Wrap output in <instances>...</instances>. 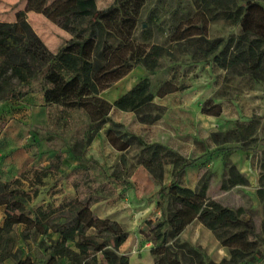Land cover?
<instances>
[{
	"label": "rangeland",
	"instance_id": "obj_1",
	"mask_svg": "<svg viewBox=\"0 0 264 264\" xmlns=\"http://www.w3.org/2000/svg\"><path fill=\"white\" fill-rule=\"evenodd\" d=\"M95 1L102 8L113 0ZM260 1L264 4V0ZM7 3V0L0 3V20L12 21L14 10ZM201 3V0H144L136 36L139 41L164 45L167 53L160 58V66L154 73L136 65L100 94L112 100L109 97L112 91L120 90L129 80L135 85L145 78L153 95L152 101L161 109L142 106L140 113L112 109L110 121L104 123L83 147L80 164L69 148L88 124L85 112L46 103L38 74L30 86L20 88L25 92L22 96L5 97L3 91L0 93V180L47 166L53 155L62 152L61 166L44 179L39 195L29 206L33 210L41 202L54 204L52 200H55L57 204L63 198L72 197L75 192L70 183V172L87 167L92 179L93 212L125 217L122 226L130 234L117 253L127 255L128 264H154L156 256L151 247L155 244L148 238L146 222L156 223L162 218L167 201L158 189L173 179V164L166 161L164 154L152 163L146 145L153 143L172 149L187 159L196 158V164L183 172L179 183L194 188L199 178L207 174V194L224 206L241 207V217L252 221L258 245L264 250V234L260 229L264 202L256 195L260 174L258 159L264 156V77H254L241 64L221 67L212 56L193 55L187 40L174 39L177 37L175 28L183 30L189 24H205V36L222 38L223 42L240 32V26L232 23L221 10L211 7L205 12ZM26 19L48 49L56 47L57 39L63 41L58 37L56 26L46 17L27 15ZM143 30L146 33H142ZM164 82H171L176 89L157 95ZM217 110L218 113H213ZM147 116L151 120H141ZM251 120L250 126L246 127ZM111 122L118 124L115 127L117 137L125 133L131 136L125 149L108 139L106 128ZM251 126L255 128L248 134ZM145 162L150 164L153 172L144 166ZM228 164L236 166L247 184L221 187L227 178ZM154 174H160L161 179ZM85 180L90 186V181ZM24 185L26 187V183ZM55 190L59 192L55 194ZM3 220L4 209L0 206V227ZM46 221L50 231L44 236L33 230L24 235L23 224L14 225L10 231H1L0 264H46L51 254L50 242L57 236V218L50 217ZM138 233L139 237H134ZM166 244L172 245L182 264H214L230 256L213 232L195 220L177 236L169 237ZM64 260L61 258L58 264H65ZM90 264L108 263L100 252H96ZM253 264H264V258Z\"/></svg>",
	"mask_w": 264,
	"mask_h": 264
},
{
	"label": "trees",
	"instance_id": "obj_2",
	"mask_svg": "<svg viewBox=\"0 0 264 264\" xmlns=\"http://www.w3.org/2000/svg\"><path fill=\"white\" fill-rule=\"evenodd\" d=\"M201 2L203 11H209L211 7L221 10L232 23L240 26V32L223 42L222 38H207L205 24H189L183 30L175 28L177 37L174 39L187 40L189 47L193 48V55L200 58L212 56L221 67L241 64L254 77H264V4L260 0H243L242 3L239 0ZM143 3L144 0H113L106 7L98 8L95 0H26L25 9L14 12V20H0V93L3 91L5 97L22 96L25 92H21L20 88L30 86L38 74L41 75V91L46 103L85 112L88 124L69 148L79 164L83 147L104 123L110 121L113 108L137 113H140L142 106L161 109L152 101L153 95L145 78L113 101L100 94L136 65L154 73L160 66V58L167 53L164 45L139 41L136 36ZM27 10L42 13L71 36L55 51L49 50L27 21ZM194 28L199 31L195 32ZM145 30L142 33H146ZM13 78L16 79L15 83L12 82ZM175 89L171 82H164L156 94L162 95ZM141 120L151 118L147 116ZM252 121L245 126L249 127ZM117 125L111 122L106 128V135L120 149H125L131 136L125 133L117 137ZM254 128L251 126L248 134ZM146 147L152 163L156 157L164 154L166 161L173 164L172 181L158 189V193L166 196L167 201L163 216L156 223L146 222L148 238L155 244L151 247V252L156 256L154 264H182L172 245L166 244V241L169 237L177 236L195 219L210 229L229 251L228 259L214 264H253L259 258H264V250L258 245L259 239L254 233L252 221L241 217L243 209L224 206L207 194V174L199 178L194 188L179 183L183 172L196 164V158L187 159L155 143ZM63 157L59 151L47 166L0 180V206L4 209L0 232L23 224L24 235L33 230L44 236L50 231L46 219L56 216L57 236L50 242L51 254L46 264H58L61 258L65 259V264H90L96 252H100L108 264H128V256L117 253L127 239L128 231L119 221L97 216L91 209L93 188L87 167L79 172H70V183L75 192L72 197L63 198L57 204L55 200H52L54 204L44 201L33 210L29 209L33 199L39 195L44 179L58 171ZM143 164L153 172L150 164ZM258 168L260 174L256 195L264 202V156L258 159ZM154 176L161 179L160 174ZM85 179L90 181V186L86 185ZM235 184H247V179L234 164H228L227 178L221 187L226 189ZM58 192L55 190V194ZM260 229L264 234V217ZM190 249L198 253L196 248Z\"/></svg>",
	"mask_w": 264,
	"mask_h": 264
},
{
	"label": "crops",
	"instance_id": "obj_3",
	"mask_svg": "<svg viewBox=\"0 0 264 264\" xmlns=\"http://www.w3.org/2000/svg\"><path fill=\"white\" fill-rule=\"evenodd\" d=\"M4 0H0V3L2 4V2H3ZM8 1V3L7 4H9L11 7H13V10H14V12H16V11H18V10H24L25 9V7H26V0H7ZM48 1H51V0H48ZM98 7V6H97ZM106 7V6H105ZM99 8V7H98ZM103 8V7H102ZM27 15H28V17H33V18H37V17H39V16H41V17H46L45 15H43L42 13H39V12H36V11H33V10H27L26 11V17H27ZM47 18V17H46ZM48 19V18H47ZM49 21H51L50 19H48ZM28 21V20H27ZM55 26H56V28H57V34L59 35L58 37H60V38H62L63 39V41L64 40H66V39H68L71 35H70V33L67 31V30H65V29H63V28H61V27H59L57 24H55L53 21H51ZM30 24V23H29ZM40 37V36H39ZM58 41H59V39H57ZM57 41V43L56 42H53L54 44L56 43V47L53 49V48H49V50H51V51H55L60 45H61V43L63 42V41H61V42H58ZM119 96V95H118ZM117 96V97H118ZM116 98V97H115ZM114 98V99H115ZM114 99H112V100H109V101H113ZM113 109H116V108H113ZM127 213V212H126ZM97 216H100V217H109V218H111V219H115V220H117V221H119L121 224H123V220H124V218L125 217H118V216H115V215H113V216H111V215H108L107 213H105V212H99V213H97ZM195 221H197V223L199 224V225H202V226H204L201 222H199L197 219H195ZM205 227V226H204ZM129 230V229H128ZM209 230V229H208ZM130 234V233H129ZM129 234H128V237H129ZM139 237V233H138V235L137 234H134V237ZM128 237H127V239H128ZM127 239L125 240V242L127 241ZM124 242V243H125ZM123 243V244H124ZM122 244V245H123ZM121 245V246H122ZM120 246V247H121Z\"/></svg>",
	"mask_w": 264,
	"mask_h": 264
},
{
	"label": "bare ground",
	"instance_id": "obj_4",
	"mask_svg": "<svg viewBox=\"0 0 264 264\" xmlns=\"http://www.w3.org/2000/svg\"><path fill=\"white\" fill-rule=\"evenodd\" d=\"M131 85H132V80L127 81V83L120 90H114V91H112V93H110L109 97L113 99L114 97H116V95L119 92L128 89Z\"/></svg>",
	"mask_w": 264,
	"mask_h": 264
}]
</instances>
